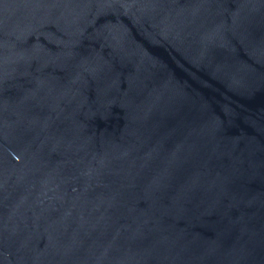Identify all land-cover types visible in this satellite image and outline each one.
Segmentation results:
<instances>
[{"label": "water", "instance_id": "1", "mask_svg": "<svg viewBox=\"0 0 264 264\" xmlns=\"http://www.w3.org/2000/svg\"><path fill=\"white\" fill-rule=\"evenodd\" d=\"M0 264H264V0H0Z\"/></svg>", "mask_w": 264, "mask_h": 264}]
</instances>
